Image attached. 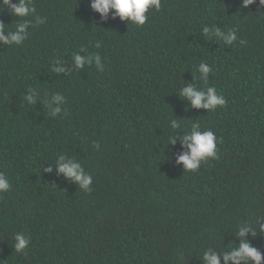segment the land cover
I'll return each instance as SVG.
<instances>
[{
  "label": "trees",
  "instance_id": "1",
  "mask_svg": "<svg viewBox=\"0 0 264 264\" xmlns=\"http://www.w3.org/2000/svg\"><path fill=\"white\" fill-rule=\"evenodd\" d=\"M34 4L45 22L21 46L0 45V172L11 185L0 193V264H201L209 248L238 246V226L264 217L259 0L249 8L242 0H161L139 27L102 21L90 0ZM15 19L0 13L6 25ZM205 25L236 29L238 39L204 40ZM81 48L101 56L103 71H50L54 59L71 65ZM200 62L213 72L197 86H215L227 101L215 112L178 95ZM28 88L39 92L36 105L23 99ZM54 93L65 97L57 117L45 105ZM172 118L181 120L174 146ZM193 122L218 138V158L196 172L176 163ZM61 154L91 175L90 191L56 174ZM17 233L31 237L21 253ZM247 239L264 253V233Z\"/></svg>",
  "mask_w": 264,
  "mask_h": 264
},
{
  "label": "clouds",
  "instance_id": "2",
  "mask_svg": "<svg viewBox=\"0 0 264 264\" xmlns=\"http://www.w3.org/2000/svg\"><path fill=\"white\" fill-rule=\"evenodd\" d=\"M257 3V0H242L241 8H249ZM259 5L264 7V0H259ZM91 10L98 14L102 21H106L109 16L113 20L119 19L126 21L128 24L135 26H143L147 20L150 10L159 11L161 8V0H90ZM7 9L11 17H15L14 22L9 26L0 21V45L21 46L29 37L30 29L35 25L43 24L45 19L36 15V7L34 0H0V13ZM14 25V28H13ZM203 39L222 42L226 46L232 45L237 41L236 29L224 30L217 25H205L202 28ZM244 45L246 41H239ZM86 53V49L81 48L79 52L72 54L71 65L65 63L61 59H54L50 66V71L57 75L63 73L67 75L72 71L82 70L86 65H94L98 71H103L104 65L101 56L98 53ZM63 65V67H61ZM196 71L198 77L193 82L185 83L178 90L179 97L190 103L193 109H203L208 112H215L218 108H223L227 101L223 94L219 93L215 86L198 87L196 80H201L207 85L209 76L213 72L212 66L208 63L200 62ZM39 92L35 88H28L27 94L23 97L28 105H36L38 103ZM65 97L60 93H54L45 102L48 113L51 117H57L62 114V105ZM66 115V111L64 112ZM179 119L172 118L168 122V127L174 134L169 136L167 145H175L177 143L176 133L181 128ZM180 144L187 151L182 152L176 157V163L182 165L185 171L196 172L202 163H207L209 159L218 158L217 143L218 138L212 130H203L201 123L193 122L187 131L182 132ZM98 147V144L94 145ZM56 174L62 175L69 182H75L82 191H90L92 177L86 173L82 164L75 158L65 154L58 155L55 160ZM46 173L53 171L52 165L43 169ZM9 178L0 172V193H6L10 190ZM264 217H260L253 227L247 221L238 226L236 237L239 240L238 246L231 247L229 251H213L212 248L207 249L200 261L201 264H264V253L253 247L247 239L248 235L252 237L257 235V229L260 233H264ZM31 237L22 233L14 236L13 248L17 253L23 252L29 247Z\"/></svg>",
  "mask_w": 264,
  "mask_h": 264
}]
</instances>
